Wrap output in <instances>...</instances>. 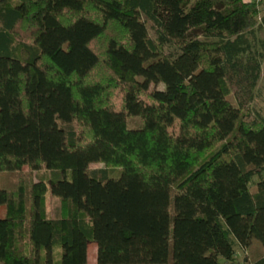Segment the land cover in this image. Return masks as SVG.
Here are the masks:
<instances>
[{
	"label": "trees",
	"instance_id": "obj_1",
	"mask_svg": "<svg viewBox=\"0 0 264 264\" xmlns=\"http://www.w3.org/2000/svg\"><path fill=\"white\" fill-rule=\"evenodd\" d=\"M259 12L0 0V172L18 175L0 188V264H88L91 241L98 264L233 263L264 246V117L230 99L264 64L246 38Z\"/></svg>",
	"mask_w": 264,
	"mask_h": 264
},
{
	"label": "rangeland",
	"instance_id": "obj_2",
	"mask_svg": "<svg viewBox=\"0 0 264 264\" xmlns=\"http://www.w3.org/2000/svg\"><path fill=\"white\" fill-rule=\"evenodd\" d=\"M259 4V19L260 23L255 28L254 33L247 34V42L249 47L257 52V53H264V22L262 19L264 18V0H257ZM147 26L150 31V35L154 39L159 38V33L157 28L151 21H147ZM164 50L167 56L171 58H175L180 54L179 49L177 46L172 43L171 41H165L164 43ZM239 78L234 76V95L230 97L235 105L243 104L246 108L251 111V116L249 117L250 120L256 118L258 116L264 117V64L261 66V72L259 78L255 85L249 83V81H242L239 84L237 83ZM160 88H163L162 85H159ZM129 126L136 127L139 124V121L136 118L128 119ZM105 167L104 164L100 163H93L91 164V168H103ZM118 169L112 170V174L116 176L118 174ZM118 176V175H117ZM257 180V177L254 178ZM18 183V175L16 172H0V188L11 189L16 187ZM48 208L52 211L53 204L49 200ZM5 209L4 206H0V218L4 217ZM264 255V246L260 243H254L251 248L247 251H242V249L238 248L237 255L235 262H227L222 260L221 264H245L248 260V264H253L254 259L257 256ZM88 257L89 263L88 264H98L97 263V243L96 242H89V250H88Z\"/></svg>",
	"mask_w": 264,
	"mask_h": 264
},
{
	"label": "built area",
	"instance_id": "obj_3",
	"mask_svg": "<svg viewBox=\"0 0 264 264\" xmlns=\"http://www.w3.org/2000/svg\"><path fill=\"white\" fill-rule=\"evenodd\" d=\"M244 1L250 2V1H253V0H244Z\"/></svg>",
	"mask_w": 264,
	"mask_h": 264
},
{
	"label": "crops",
	"instance_id": "obj_4",
	"mask_svg": "<svg viewBox=\"0 0 264 264\" xmlns=\"http://www.w3.org/2000/svg\"><path fill=\"white\" fill-rule=\"evenodd\" d=\"M88 263H89V260H88Z\"/></svg>",
	"mask_w": 264,
	"mask_h": 264
}]
</instances>
